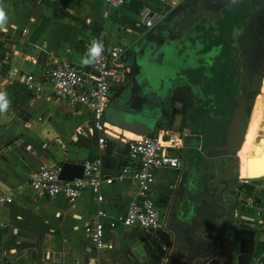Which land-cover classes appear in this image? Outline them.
<instances>
[{
	"label": "crops",
	"instance_id": "0c3cea01",
	"mask_svg": "<svg viewBox=\"0 0 264 264\" xmlns=\"http://www.w3.org/2000/svg\"><path fill=\"white\" fill-rule=\"evenodd\" d=\"M181 1L128 0L122 8L107 10L103 0H3L9 21L8 31L0 32V91L7 93L10 107L0 115V198H5L0 203V264H201L199 258L206 249H217L211 258L220 264H264L257 263L262 251L259 233L247 220L232 216L234 221L224 222L225 204L213 196L199 175L191 179L187 174L184 147L198 144L193 136H187L185 127V83L172 80L174 73L183 74L184 66H178L170 78L154 76L150 83L133 86L131 82L130 88L121 76L111 85L105 107L158 115L154 130L182 136L178 168L153 172L148 195L164 225L163 230L155 231L115 222L136 194L134 182L128 176L120 177L127 166L124 137L112 131L115 126L103 113L111 132L104 133L105 143L100 147L89 111L54 100L44 77L46 68L62 60L88 67L81 59L100 29L108 47L120 44L125 48L120 59L124 66L145 31L139 22L140 9L147 6L164 15ZM105 11L108 16L102 20ZM126 73L129 80L128 70ZM26 77L40 92L26 89ZM134 87L144 89L143 97L154 107L150 113L143 109L142 101L138 100V105L132 102ZM165 100L173 107L167 114ZM245 145L251 147L243 160L247 171L261 177L264 149L248 140ZM241 154L242 150L237 156L242 159ZM95 157L101 158L102 176L113 178L110 184L101 185L105 247L99 252L84 231L96 207L89 188L82 189L69 205L62 196H37L28 186L30 175L40 167L80 164Z\"/></svg>",
	"mask_w": 264,
	"mask_h": 264
},
{
	"label": "built area",
	"instance_id": "2783aa9c",
	"mask_svg": "<svg viewBox=\"0 0 264 264\" xmlns=\"http://www.w3.org/2000/svg\"><path fill=\"white\" fill-rule=\"evenodd\" d=\"M107 10L122 8L128 0H103ZM168 2V0H159ZM160 12H153L147 6L140 9L139 22L147 30L160 17ZM108 12L102 14L105 20ZM93 39L103 41L104 52L99 63L88 66V71L77 67L70 61L54 62L44 71V77L51 86L54 100L64 102L71 107H84L90 113L91 128L101 147L105 143L104 133H110L103 121V113L108 100L109 90L114 82L127 72L120 62L125 48L120 44L107 46L104 41V30L96 32ZM92 39V40H93ZM27 90L40 92L41 88L31 83V78H23ZM181 134L172 131L157 130L153 135L138 136V139H123L127 151V166L120 172L128 176L135 185L134 199L127 205L124 214L115 218V222L131 228L143 230H163L164 225L158 219L154 203L148 195L149 187L154 182L155 170L177 169L180 165L179 152L182 150ZM80 178L71 181L58 179L59 166L40 167L30 175L28 186L35 195L55 198L62 196L71 205L84 188H89L94 196L95 211L93 220L84 227L85 234L96 252L101 251L103 227L100 222L105 214L100 207L104 201L101 185L110 184L113 178L101 174V158H89L80 163ZM5 198H0L3 203ZM234 208L232 216L236 220H247V224L259 233L262 251L257 263L264 261V176L248 179L237 176L233 193ZM113 226V224H110Z\"/></svg>",
	"mask_w": 264,
	"mask_h": 264
},
{
	"label": "flooded vegetation",
	"instance_id": "af4514ba",
	"mask_svg": "<svg viewBox=\"0 0 264 264\" xmlns=\"http://www.w3.org/2000/svg\"><path fill=\"white\" fill-rule=\"evenodd\" d=\"M248 7L249 13L244 16ZM250 19L251 24L248 25ZM203 22L188 31L190 36L174 43L167 55L177 59L181 67L184 66L183 74L173 79L182 78L185 83L183 115L187 136H193L200 153L209 147L206 159L210 160V165L207 167L206 164L205 170L212 172L215 157L223 153L217 147L222 145L225 124L236 106L235 99L243 102L246 114L253 99L250 124L255 107L264 97V58L254 68L248 63L257 56L256 39L253 37L246 44L241 43L250 25L251 32L257 29L256 35L252 36H258L264 27V0L259 3L257 0H239L234 9L222 11V19L216 21V28H205ZM257 75L261 76L260 90L255 94L252 87ZM139 82L145 83V77L141 76ZM244 167L247 169L246 165H239V169L234 170L233 190L238 174L242 177L247 173Z\"/></svg>",
	"mask_w": 264,
	"mask_h": 264
},
{
	"label": "water",
	"instance_id": "95a60500",
	"mask_svg": "<svg viewBox=\"0 0 264 264\" xmlns=\"http://www.w3.org/2000/svg\"><path fill=\"white\" fill-rule=\"evenodd\" d=\"M257 1L259 3L263 0ZM238 2L239 0H182L166 14L160 15L153 25L142 33L131 54L125 58L124 66H127L128 78L133 85L139 82L141 76L145 77V83H147V69L154 65L160 66L162 61L167 59L170 47L176 42L183 41L186 36H190L191 34L188 31L199 24L200 21H204L202 25L205 28H216V21L222 19V11L234 9ZM248 13L249 7L244 16ZM84 71H88V67H85ZM125 74L127 75V73ZM170 74H162L163 76L161 75L160 78L167 79ZM260 79V75L255 76L253 79L252 91L255 94L259 90ZM252 101L253 99L249 103L250 110ZM235 102L236 106L232 109L225 124L222 145L217 147V150L223 153L215 157L214 171L205 170V165L207 164V167L210 165V160L206 159V151L209 147L201 153L195 143H190L184 147L187 174L191 179L199 175L201 182H207L213 196L216 199H221L220 203L222 205L225 204L222 220L226 223L229 220L234 221L230 192L233 191L234 182L232 179L234 170L237 168L235 153L239 150L243 141L250 115V110L247 114L244 112L243 102L240 99H235ZM104 118L119 130L128 131L138 136L152 134L160 120L158 115L149 114L144 116V114L111 108L104 110ZM59 167L58 179L60 181H71L73 178L81 177L82 167L80 164L63 162ZM216 252L217 249H206L202 252L199 262L201 264H220L218 260L211 258Z\"/></svg>",
	"mask_w": 264,
	"mask_h": 264
},
{
	"label": "rangeland",
	"instance_id": "374dc122",
	"mask_svg": "<svg viewBox=\"0 0 264 264\" xmlns=\"http://www.w3.org/2000/svg\"><path fill=\"white\" fill-rule=\"evenodd\" d=\"M249 24H251V19L248 21V25ZM251 26L252 25H250L249 28L244 32V36L242 37L241 43L246 44L247 40L250 38H253V37L256 39V47H258L257 56L254 58V60L251 59L248 61L250 66L252 68H254V66L257 67L258 63L261 62L262 59L264 58V27H262V30L260 29L261 30V32L259 33L260 36L259 35L258 36H252L251 34L256 35L255 31L257 29H255L251 32L250 31V30H252ZM259 27H261V26L259 25ZM178 66H180L178 60L172 56L167 57V59H164L160 66H155V65L151 66L149 69H147V76H148L149 83L151 82L150 78H153L154 76L160 77L162 74H165V73H167V74L173 73L174 70ZM253 71H254V69H253ZM174 74L180 75L178 73H174ZM177 75H174V76H177ZM124 80H125V85L129 86L128 88H130V86L133 85V84L131 85V80L130 79L128 80L126 78V74L124 75ZM172 80L175 81L176 84L180 83V81H183L182 78H176V77ZM134 90H135L137 99L134 96L132 102L137 104L138 100L142 101L145 104L143 109L146 107V110L150 113L151 109H153L154 107H152V104L150 103V100L148 98L143 97V94H144L143 89L142 90L140 89V91H139L136 87H134ZM263 93H264V81H263ZM162 102H164V100ZM165 103H166L165 108H167L165 114H167L173 110V107H172V104L170 103V100H165ZM121 107H123V105ZM120 110H122V109H120ZM132 110H134V108H132ZM122 111H127V110H122ZM183 111H184V108H182V112ZM150 114L153 115L152 113H150ZM247 134H248L247 140L250 143H252L254 145L258 144L264 149V97L259 100V103L255 107V110H254L253 115H252L251 120H250V124L248 127ZM247 140H245V141H247ZM250 149H251V147H249V145L243 146V148L241 149L242 150V154H241L242 160H244V158H245L244 156H246V154H247L246 152ZM260 239H261V237H260Z\"/></svg>",
	"mask_w": 264,
	"mask_h": 264
},
{
	"label": "clouds",
	"instance_id": "9594fccd",
	"mask_svg": "<svg viewBox=\"0 0 264 264\" xmlns=\"http://www.w3.org/2000/svg\"><path fill=\"white\" fill-rule=\"evenodd\" d=\"M9 16L3 5V0H0V32L8 31ZM104 52V44L102 40L93 39L90 46L87 48L84 56L81 59V64L91 66L100 62ZM10 107V101L7 93L0 91V115L7 113Z\"/></svg>",
	"mask_w": 264,
	"mask_h": 264
},
{
	"label": "bare ground",
	"instance_id": "6f19581e",
	"mask_svg": "<svg viewBox=\"0 0 264 264\" xmlns=\"http://www.w3.org/2000/svg\"><path fill=\"white\" fill-rule=\"evenodd\" d=\"M259 90H260V88H259ZM259 90H258V92H259ZM250 114H251V110H250ZM249 118H250V115H249ZM249 118H248V122H247V125H246V130H245V133H244V136H243V141H242V143H241V145H240L239 150H237L236 153H235V156L237 157V159H236V166H237V168L239 167V165H242V166H243V165H244V166L246 165L245 162H244L241 158H239V157L237 156V153L241 151L242 146H243V144H244V140H245V135H246L247 127H248V124H249ZM111 129H112V131H113L114 133H116V134H121L124 138H126L127 135H133V136L127 137L126 139H131V140L138 139V135H135V134H133V133H131V132L124 131V130H119V129L116 128V127H111ZM238 169H239V168H238ZM244 170H245L247 173H246V175H244V176H242V177H244V178H248V179L259 178V177H253L252 174H251V172L247 171V169H246L245 167H244ZM262 176H264V174H263ZM262 176H261V177H262Z\"/></svg>",
	"mask_w": 264,
	"mask_h": 264
},
{
	"label": "trees",
	"instance_id": "16d2710c",
	"mask_svg": "<svg viewBox=\"0 0 264 264\" xmlns=\"http://www.w3.org/2000/svg\"><path fill=\"white\" fill-rule=\"evenodd\" d=\"M156 130H157V129H156ZM156 130H154V133H155ZM150 135H153V134H150ZM261 249H262V247H261ZM259 251H260V250H259Z\"/></svg>",
	"mask_w": 264,
	"mask_h": 264
}]
</instances>
